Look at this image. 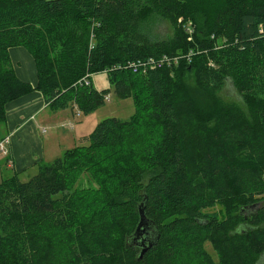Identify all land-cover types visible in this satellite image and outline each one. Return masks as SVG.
I'll return each instance as SVG.
<instances>
[{
    "label": "trees",
    "instance_id": "obj_1",
    "mask_svg": "<svg viewBox=\"0 0 264 264\" xmlns=\"http://www.w3.org/2000/svg\"><path fill=\"white\" fill-rule=\"evenodd\" d=\"M153 15L171 37L144 29ZM16 46L33 55L51 108L88 115L113 90L135 112L103 119L29 179L0 182V264L264 261V0H0V124L34 90L16 74ZM164 56L171 67L150 61ZM100 71L110 88L94 87ZM136 138L147 163L123 164ZM92 170L96 195L76 183ZM140 205L160 234L142 258Z\"/></svg>",
    "mask_w": 264,
    "mask_h": 264
},
{
    "label": "crops",
    "instance_id": "obj_2",
    "mask_svg": "<svg viewBox=\"0 0 264 264\" xmlns=\"http://www.w3.org/2000/svg\"><path fill=\"white\" fill-rule=\"evenodd\" d=\"M10 56L18 77L31 83L34 90L6 105V120L0 124V140L9 136L10 141L8 155L0 152V182L13 174L21 178L28 172L38 170L39 164L54 160L67 149L64 140L70 138L71 134L61 130L54 117L58 114L64 124L73 126L70 120L79 114L76 110L67 112L68 109L50 107L44 94L37 88L36 62L26 47L10 48Z\"/></svg>",
    "mask_w": 264,
    "mask_h": 264
},
{
    "label": "rangeland",
    "instance_id": "obj_3",
    "mask_svg": "<svg viewBox=\"0 0 264 264\" xmlns=\"http://www.w3.org/2000/svg\"><path fill=\"white\" fill-rule=\"evenodd\" d=\"M144 29L153 37L154 39H166L173 35V28L168 20L158 16L153 15L151 16L146 23L144 24ZM187 81L190 83V86L193 87V77L188 74ZM92 82L96 89L103 90L105 88H110L111 83L109 81V75L106 71H100L98 73L93 74ZM227 97L235 98L237 97L233 88L231 86L228 87L227 91L225 92ZM71 110L68 109L67 112ZM135 112V99L133 97L129 98H120L118 97L114 91L112 90L108 96L104 104H102L97 110L88 114V115H79L77 114L75 117L71 118V123L68 125L64 124V122L58 118V114L54 117L56 119L57 125L62 128L61 130H67L71 137L67 140H64L65 144L67 145V149L73 148L77 145L88 144V141H82V136L89 135L95 127L98 125L100 121L108 117H120L122 119H129L134 115ZM61 114V113H60ZM70 114V113H69ZM54 123V121H53ZM54 123V124H55ZM4 135V134H3ZM147 141L144 140V143L141 145L140 141L135 139V145L129 144L128 146H124L123 149L120 151L121 154L118 152L119 157L123 156L122 163L127 165H134V164H146L147 163V156H148V149H147ZM65 149V150H67ZM61 152L57 157L63 155L64 151ZM56 157V158H57ZM37 169L28 172L25 175L21 176L22 180L29 179L30 176L37 173ZM96 171L92 170L83 172L79 179L77 180V186L79 189H86V194L94 193L95 195L99 193L100 189V181L94 175H96ZM94 195V196H95ZM214 209L218 210L220 214L227 215V210H225L222 206L218 205ZM207 249L209 253L214 258V261L218 259L216 246L214 243H208ZM64 254H67L65 251ZM210 258L206 256L203 259L201 264H211L209 262ZM261 264H264L262 261Z\"/></svg>",
    "mask_w": 264,
    "mask_h": 264
},
{
    "label": "water",
    "instance_id": "obj_4",
    "mask_svg": "<svg viewBox=\"0 0 264 264\" xmlns=\"http://www.w3.org/2000/svg\"><path fill=\"white\" fill-rule=\"evenodd\" d=\"M140 221L133 235V242L140 246L141 252L139 257L142 258L147 251L153 248L160 239L158 228L154 222L146 216L143 205L139 207Z\"/></svg>",
    "mask_w": 264,
    "mask_h": 264
},
{
    "label": "built area",
    "instance_id": "obj_5",
    "mask_svg": "<svg viewBox=\"0 0 264 264\" xmlns=\"http://www.w3.org/2000/svg\"><path fill=\"white\" fill-rule=\"evenodd\" d=\"M150 59H151L150 61L154 62V64L156 63L158 65V67H161L162 65L164 66L165 63H168L170 67L172 66V60H169L168 58H166V56H164V58H162L161 60H158V61H154L152 58H150ZM176 60L177 59H175V61ZM86 81H87V83H89L88 79ZM9 141H10L9 136H6L0 140V152L3 153L4 155H8V153H9V148H8Z\"/></svg>",
    "mask_w": 264,
    "mask_h": 264
}]
</instances>
